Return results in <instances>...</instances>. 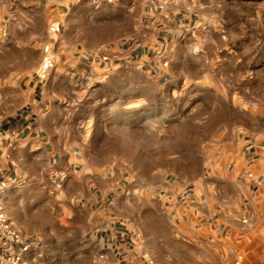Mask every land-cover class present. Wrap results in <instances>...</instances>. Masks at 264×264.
<instances>
[{
    "label": "rangeland",
    "instance_id": "rangeland-1",
    "mask_svg": "<svg viewBox=\"0 0 264 264\" xmlns=\"http://www.w3.org/2000/svg\"><path fill=\"white\" fill-rule=\"evenodd\" d=\"M16 1L40 11L38 25L29 35L18 26V11L5 20L0 75L11 63L32 65L38 58L32 47L47 43L56 57L69 45L75 57L87 53L88 63L89 55L116 45L134 51L111 66L88 64L80 71L65 107L55 112L61 118L56 128L70 133L91 166L120 176L130 202L123 216L133 220L152 260L230 264L231 258L218 256L212 245L197 246L185 236L178 240L163 201L166 193L203 187L232 170L239 138L264 141V0H182L192 22L167 39L161 24L141 21L145 0ZM43 10L53 17L46 33ZM10 29L16 32L9 34ZM30 197L27 191L18 196L17 213H32ZM246 208L255 226L234 249L243 264H264V199ZM57 250L60 264H85L76 250Z\"/></svg>",
    "mask_w": 264,
    "mask_h": 264
},
{
    "label": "crops",
    "instance_id": "crops-1",
    "mask_svg": "<svg viewBox=\"0 0 264 264\" xmlns=\"http://www.w3.org/2000/svg\"><path fill=\"white\" fill-rule=\"evenodd\" d=\"M181 1L160 10L145 0L141 21L161 24L165 39L175 36L186 22H192ZM16 11L21 32L32 35L40 11H28L16 0H0V30ZM174 13L178 15L172 19ZM41 15L46 33L53 17L48 10ZM15 32L9 30V34ZM32 48L38 52L32 65L17 68L11 63L8 72L0 75V178L9 184L4 212L20 233L21 244L30 245L22 252L20 264H60V247L76 250L73 254L85 264H147L153 259L150 247L137 234L133 220L123 216L130 202L124 197L122 179L100 165L91 166L70 133L56 128L61 118L55 114L65 107L71 81L88 64L111 66L120 58L132 57L134 51L116 45L89 55L88 63L87 53L75 57L69 45L62 46L57 57L50 43ZM236 158L232 170H224L207 185L183 186L174 194H164L163 201L164 215L178 240L185 236L197 246L207 243L218 256L231 259L237 253L234 248L241 246L255 226L250 212H245L246 204L264 199V141L239 138ZM16 183L25 185L14 190L11 187ZM26 191L34 209L29 216L14 208ZM245 216L251 228L242 234L240 220ZM21 244L14 248L18 250Z\"/></svg>",
    "mask_w": 264,
    "mask_h": 264
},
{
    "label": "built area",
    "instance_id": "built-area-1",
    "mask_svg": "<svg viewBox=\"0 0 264 264\" xmlns=\"http://www.w3.org/2000/svg\"><path fill=\"white\" fill-rule=\"evenodd\" d=\"M154 3L157 9L164 10L168 6L175 4L179 0H149ZM7 188V183L0 178V264H20L22 252L30 248L28 243L21 244V235L16 231L4 212V193ZM251 228L250 219L245 216L240 220V231L242 234L249 231ZM21 244L16 250L14 247ZM242 256L236 253L231 259L230 264H243ZM147 264H158L153 260H148Z\"/></svg>",
    "mask_w": 264,
    "mask_h": 264
}]
</instances>
